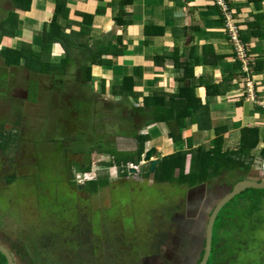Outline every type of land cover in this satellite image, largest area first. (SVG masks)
I'll list each match as a JSON object with an SVG mask.
<instances>
[{"label": "rangeland", "instance_id": "374dc122", "mask_svg": "<svg viewBox=\"0 0 264 264\" xmlns=\"http://www.w3.org/2000/svg\"><path fill=\"white\" fill-rule=\"evenodd\" d=\"M10 6V0H0V22L7 16L8 10H11ZM42 8L37 9L41 12ZM36 12L38 13V11ZM20 15L22 17L25 13ZM25 20L33 21L25 16L24 20L20 22L19 34L24 31L25 27L22 24ZM40 23L43 25L48 22ZM26 27L32 28V25L26 24ZM39 31L40 28L38 31L32 28L31 31L29 30V36H33V33H38L39 36ZM80 33L82 32H77V34ZM84 45L80 39L69 34L64 49H75L80 52ZM56 46L58 49L63 47L62 44ZM2 57L0 54V122L4 124V130H19L24 127L25 139L29 142L24 149L16 153L5 155L0 152V225L4 231L17 240L25 238V241L29 242L31 248L29 252L36 264H77L79 261L83 262L78 258L81 253H84L81 257L90 259L93 264H106L103 259L105 252L101 251L102 248H98L99 252L95 253H92L90 248L87 250H84L82 246L81 249L76 248L77 244L83 243L80 241L82 236L75 234V237H69L70 234H68L70 231L68 228H70L71 222H76V217L79 222L86 223L88 217L92 216L96 210L109 209L107 215L110 220L104 228V234L100 233L97 239L91 241L101 245L109 241L110 237L118 239L122 236V230H124V242L126 243L128 238L133 236H142L141 239H144L149 229L166 230V220L171 212L166 201L167 196L170 195L172 202L178 203L180 199L187 198L188 191L184 194L185 189L172 187L170 184L156 185L152 176L146 179L142 174L130 173L125 178L118 177L116 169L110 165L112 158L99 153L91 156V172L80 177L79 172L74 170L73 161L83 162V155L68 157L76 143L74 141H68L65 144L62 142L67 134L88 132L87 136L91 140L111 141L120 151L134 152L138 147L136 140L132 137H117V134L121 133L120 122H134L135 119L127 113L128 119L125 120L124 115H117L115 109H111L113 105L110 103L107 105L104 103L105 101H101L103 96L95 94V89H97L96 87L100 88L98 86L100 83L83 85L78 81L79 79L76 78V73L73 71V69H77L76 63L71 64V70H68L64 85L60 86L52 75L31 72L26 65L7 67ZM244 72L246 76L249 75L253 79V68L251 71ZM243 76L244 79H249L244 74ZM95 80L101 81L100 76H97ZM91 91L95 93L91 94ZM93 97L97 100L96 103L89 102ZM120 107L122 106L120 105ZM128 107L126 104L124 109L120 110H129ZM162 127L166 128L167 126L162 125ZM125 129L130 131L131 126L127 123ZM140 130L138 129L139 133ZM147 130L149 131L148 126L141 133H147ZM151 135L153 139L151 143H147V147L152 148L162 144L164 153L168 155L173 153L176 148L179 149L176 144L173 148L171 140H162L165 135L161 128L153 130ZM166 141H168L167 144ZM33 142H36V146L32 145ZM85 147L86 145H84V149ZM66 150H68L67 154ZM160 156L161 152L157 149L153 159H159ZM143 160L140 165H130L138 171H141L143 167L146 170L151 161L145 163ZM68 167L71 168V172ZM104 172H109L110 184L90 196L86 193H79L70 183L72 180V182L81 184V188H83L85 181L87 182ZM12 173L17 174L16 178L12 183H7L5 177ZM252 173L250 178L256 177V180H260L262 177L264 179V165L260 158ZM80 178H82L81 182ZM219 181H221L219 178L210 180L212 184ZM226 182L232 183L230 180H226ZM236 199V202L226 208H230L229 211H224L223 214L227 218L228 215H234L236 208L240 209V215L243 214L245 221L241 222L237 218L241 222L237 221L238 225L251 230L252 221L247 220L246 216L248 205L239 204V207H234L235 203L240 200H247V196L240 195ZM81 208L84 209L81 210ZM232 209L233 213L230 212ZM262 209L259 215L261 219L264 218V201ZM230 219L228 218L227 221ZM64 223L65 225H63ZM159 223H162L161 226L156 225ZM85 227L80 225V230ZM52 236H57V238L51 240ZM60 237L67 241L61 242ZM246 237L249 238L243 242L245 247H248L247 244L252 247L250 244V241L254 240L252 232L250 231ZM36 242L48 244L46 252H41ZM236 242L238 243L240 240H236ZM257 245H261L260 242ZM244 255L247 254H243L241 257Z\"/></svg>", "mask_w": 264, "mask_h": 264}, {"label": "crops", "instance_id": "0c3cea01", "mask_svg": "<svg viewBox=\"0 0 264 264\" xmlns=\"http://www.w3.org/2000/svg\"><path fill=\"white\" fill-rule=\"evenodd\" d=\"M55 2L34 0L31 11L22 16V20L25 16L33 20L22 24L23 32L28 31L26 35L32 28L38 31L40 22L50 21ZM229 5L252 58L253 79L250 78L256 98L250 95L248 79H244L237 65L223 16L213 0H67L60 24L66 33L85 44L80 52L71 49L68 70L76 63L73 71L78 81L83 85L100 83V88H94L96 93L91 94L103 96L101 101L113 105L111 109L117 115L123 112L119 108L121 97L112 90L126 76L134 78L135 91L140 95L136 106H142L146 97H154L156 103L162 97L169 101L182 88L194 87L196 97L208 105L213 127L227 126L226 148L237 145L244 127L264 129V0H229ZM40 7L41 12L37 9ZM84 15L92 16V20L84 23ZM78 31L82 33L77 34ZM67 53L63 47H56L53 56L59 60ZM100 53H108L102 60L110 63L93 65L92 81L83 82V68L93 55ZM97 76L101 81L95 80ZM218 84L207 95L206 86ZM162 125L167 126H148L147 133L152 137L153 130L161 128L165 135L162 140L170 141L166 138L167 127ZM119 126L122 133L117 137H130L124 135L125 123L120 122ZM186 133L193 134L196 145L210 144L215 138L214 128L200 132L196 124H189ZM155 148L161 158L168 155L162 144Z\"/></svg>", "mask_w": 264, "mask_h": 264}, {"label": "trees", "instance_id": "16d2710c", "mask_svg": "<svg viewBox=\"0 0 264 264\" xmlns=\"http://www.w3.org/2000/svg\"><path fill=\"white\" fill-rule=\"evenodd\" d=\"M33 3L34 0H10V7L12 8L8 10L7 16L0 22V54L3 56V62L7 67H19L21 64L26 65L31 72L52 75L55 78V82L62 86L64 85L65 77L68 75V65L71 62L72 56L70 55L71 50L66 48L67 55L59 59V61L54 58L53 52L57 44H62L64 48L68 42L69 34L64 31L60 24L61 14L67 8V0H56L50 21L40 27L39 36L38 33H33V36L29 37L26 35L28 31L19 34L18 29L22 21L20 14L29 13ZM83 17L84 23L92 20V16L85 17L84 15ZM230 42L233 45L231 40ZM105 55H108V53L93 55L94 57H92L88 65L83 68V74L80 78L83 82L90 83L92 81V66L104 65L106 61H103L102 58ZM236 61L242 71L241 61L237 59ZM109 63V61L106 62V64ZM189 69H193V67ZM242 73L246 75L244 70ZM135 86L134 78L132 76H126L122 84L115 86L112 91L115 96L119 95L121 97L119 106L121 105L122 107L120 108L124 109L126 104L130 108V110H124L120 115L125 114L124 117L127 120L128 116L126 114L129 113V116L135 119L134 122H124L131 126V130H126L124 135L136 140L137 149L134 152L120 151L113 142H105L103 139L99 141L89 139L87 136L89 134L88 132H77L76 134H71L72 136L67 134L62 139V142L64 144L68 141H74L76 143L68 157L72 158L81 154L84 157L83 162L73 161L74 170L82 173L91 172V156L92 154L99 153L112 158L110 165L116 169L118 177H127L130 174L129 165H140L143 160V155L149 148L146 145L152 139L149 133H141V131L147 126L158 123H165L167 125V135L179 149L160 158L161 162L157 165L153 173L151 172V164L146 170L143 169L144 167L142 168L141 172L144 178L149 179L152 176L156 185L170 184L173 187L182 190L185 189L183 191L184 194L186 193V189L207 183L214 178H219L221 181L230 180L234 186L238 182L250 178L253 174V169L258 164L259 158L264 165V129L260 126L244 127L241 130L238 144L226 148L225 133L228 131L227 126L213 127L208 105H204L202 100L196 97L194 87L182 88L180 93L176 97L171 96L169 101L165 97H162L156 103L154 97H146L142 106H136L140 95L135 91ZM212 87L218 88L219 84L217 86L207 85V95H210ZM103 91H105L104 87ZM96 101L93 97L89 102L96 103ZM189 124H196L200 132L214 128L215 138L210 144L196 145L193 134L187 135L186 133ZM3 125L0 122V152L5 155H10L24 149L25 145L27 146L29 143L25 139V128L23 127L19 130H4ZM138 129H141L140 133ZM120 132L122 133L121 129ZM89 141L92 142V145H90L91 142L89 143ZM32 145L36 146V142H33ZM84 145H86L85 149ZM65 153L67 154L68 150ZM68 169L71 172V168L68 167ZM15 178L16 175L14 173L5 177V180L7 183H12ZM253 180L256 179L253 178ZM110 181L109 172H104L99 173L97 177L85 182L82 189H79L76 182H72L71 180L70 183L75 186L79 193H86L89 196L107 187ZM242 196H247L248 201L240 200V202L235 203L234 207H239V204L243 206L248 205L246 216L247 220L250 219L252 221L251 230L238 225V223L245 221L243 214L240 215V209L238 208H236L234 215H228L225 218L224 211L228 212L230 209L226 208L231 203L237 201V199L233 200L225 207L226 210L224 209L221 212L216 222L212 254L208 264H264V218H259L263 210L264 190H249L242 194ZM184 201L185 199L182 200V202ZM230 212L233 213V209ZM228 218L231 219L227 221ZM76 221H78L77 217ZM94 222L96 221L87 219L84 226ZM71 224L70 228L73 227ZM92 227L96 226L94 225ZM250 231L252 232V238L254 240L252 239L253 241H250L252 247L247 244L248 247L246 248L243 242L249 238L246 236H248ZM154 232L155 230L149 229L144 239H141L142 236H135V240H132L128 245L124 241L120 242L118 239H112L110 237L109 241L104 245L89 241L86 245H82L81 243L77 244L76 248L81 249V246L84 250L90 248L92 253L99 252L98 248H102L101 251L103 250L105 252L103 259H105L106 264H134V261L144 257L145 253L157 254L161 245H165L167 234L159 233V237H157L154 236ZM260 232L263 235H260ZM121 234L125 236L124 230H122ZM262 236L263 238H261ZM55 237L57 238V236ZM236 240H240V242L237 243ZM259 242L261 245L258 246L257 244ZM38 245L41 252H46L48 244L45 245L41 242ZM243 254L247 255L241 257ZM82 260L83 262L79 261L77 264H89L91 261L90 259ZM0 264H7L5 256L1 253Z\"/></svg>", "mask_w": 264, "mask_h": 264}, {"label": "flooded vegetation", "instance_id": "af4514ba", "mask_svg": "<svg viewBox=\"0 0 264 264\" xmlns=\"http://www.w3.org/2000/svg\"><path fill=\"white\" fill-rule=\"evenodd\" d=\"M14 174V173H12ZM17 175V174H16ZM257 179L256 177H254ZM262 179H260L261 181ZM154 181V179H153ZM263 181V180H262ZM155 184V183H154ZM215 184V185H214ZM212 184L210 181L206 183V198L202 201V207H204V204L206 201H214L217 196H222L224 191H227L230 189L233 184L227 183L226 180L219 181L217 183ZM79 187V185H78ZM173 187V186H172ZM82 189V188H80ZM188 188L186 192L189 190ZM90 196V195H89ZM167 196L166 201L170 206V214L168 215V220L165 226H167L166 230H159V228L154 229L155 234L154 236L159 237V233H166L167 234V241L165 242V245H161L159 248V251L157 254H148L145 253V256L141 259H136L134 261V264H189V262L182 258V250L184 245L189 241L195 242L199 239H189L191 237V234L189 231L194 229V226L187 227L186 222L180 223L177 221V218L179 216L185 215L187 210V198L184 202L180 199L178 203L172 202L171 198ZM183 203V204H182ZM161 206V205H159ZM172 206V207H171ZM162 207V206H161ZM84 208H81V210ZM109 209H102V210H96L95 213L88 217V220H94L96 222L86 225L84 229L80 230V225L83 227L85 223H81L79 221H76L75 223H72L73 226L70 228V231L68 234H70L69 237L73 236L75 237V234L77 236H82L80 241H83L81 243L82 245H86L87 242L97 239L99 237V234H104V228L108 225L110 217H108L107 212ZM200 212V210H199ZM162 223L156 224L161 226ZM65 225V224H64ZM96 227H92V226ZM216 225V224H215ZM215 229V228H214ZM73 232V233H72ZM48 237V236H46ZM55 236L51 237V240L54 239ZM134 238V239H133ZM176 238H180V242L176 245L174 243ZM214 238V236H213ZM61 242L67 241L60 237ZM120 242L125 240V236L122 235L118 238ZM132 240H135L134 237L128 238L127 245L132 242ZM154 240V239H153ZM214 240V239H213ZM0 241L3 243H6L10 247L11 253L14 255L15 260H18V264H36L32 255L29 252V242L25 241V238L23 239H16L15 237H11L4 231L2 226L0 225ZM154 243L156 244L155 240ZM38 245V243L36 242ZM39 247V245H38ZM178 251V252H177ZM85 252V251H84ZM88 254V253H86ZM81 255H84V253H81ZM81 255L78 256L79 259H84V257H81ZM203 257V254H202ZM211 258V257H210ZM20 259V260H19ZM199 263V262H198ZM197 263V264H198ZM89 264H93V261Z\"/></svg>", "mask_w": 264, "mask_h": 264}, {"label": "water", "instance_id": "95a60500", "mask_svg": "<svg viewBox=\"0 0 264 264\" xmlns=\"http://www.w3.org/2000/svg\"><path fill=\"white\" fill-rule=\"evenodd\" d=\"M156 153L157 149L155 147L148 149L143 160L145 163L151 161L152 173L161 162L160 158L153 159ZM129 172L131 174H142L141 171H138L134 167H130ZM81 187L82 185H79V188ZM249 190H264V180H253V178L242 180L227 191H224L222 196H217L214 201H206L203 208H201L203 205L202 201L207 197L206 183L188 190L186 214L179 216L177 221L180 223L186 222L187 227L194 226V229L189 231L191 234L189 239L199 240H195V242L188 240L182 250L183 260L186 259L189 264H197L198 262V264L209 263L212 254L214 228L221 212L238 196ZM180 241V238H176L174 243L177 245ZM0 253L5 256L7 264H18V260H15L14 255L10 251V247L1 241Z\"/></svg>", "mask_w": 264, "mask_h": 264}, {"label": "built area", "instance_id": "2783aa9c", "mask_svg": "<svg viewBox=\"0 0 264 264\" xmlns=\"http://www.w3.org/2000/svg\"><path fill=\"white\" fill-rule=\"evenodd\" d=\"M213 1L219 7L221 14L223 16L224 26L226 28L227 35L234 45L236 59L241 61L242 70L251 71L252 58L246 44L244 43L241 37L240 26L234 17L233 11L230 8L228 0H213ZM247 86L250 88L249 89L251 93L250 95H252L253 98H256V93L253 88V80L250 77L247 80ZM131 166L132 165H130V167ZM81 179L82 178H80V182Z\"/></svg>", "mask_w": 264, "mask_h": 264}, {"label": "clouds", "instance_id": "9594fccd", "mask_svg": "<svg viewBox=\"0 0 264 264\" xmlns=\"http://www.w3.org/2000/svg\"><path fill=\"white\" fill-rule=\"evenodd\" d=\"M146 153V152H145ZM145 156V155H144ZM130 168V167H129ZM79 174L81 175V176H86V175H88L89 173H82V172H79ZM91 180V179H90ZM89 181V180H88ZM78 182V181H77ZM86 182V181H85ZM84 182V183H85ZM80 183V182H79ZM84 183H83V185H84ZM78 184V183H77ZM78 185H81V184H78Z\"/></svg>", "mask_w": 264, "mask_h": 264}]
</instances>
